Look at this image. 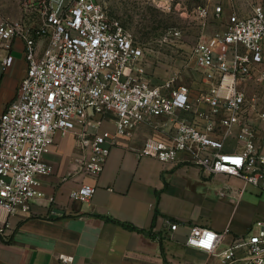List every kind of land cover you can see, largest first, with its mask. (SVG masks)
Wrapping results in <instances>:
<instances>
[{
    "label": "built area",
    "instance_id": "2783aa9c",
    "mask_svg": "<svg viewBox=\"0 0 264 264\" xmlns=\"http://www.w3.org/2000/svg\"><path fill=\"white\" fill-rule=\"evenodd\" d=\"M21 9L17 20L0 14V43L8 51L4 67L14 61L17 39L28 63L16 97L0 114V210L27 212L42 196L41 178L53 173L46 156L57 136L75 135L81 169L97 179L117 138L131 136L140 124L167 136L148 138L141 156L171 162L190 151L205 175L239 177L264 191V147L250 116L255 110L264 128V92L252 99L247 92L251 83L264 84V2L248 16L231 14L223 32L194 47L198 70L209 81L198 93L175 78L151 82L143 49L119 21L109 20L100 0H21ZM198 11L209 15L207 8ZM164 118L174 129L166 130ZM109 123L113 131L105 127ZM235 127L231 146L225 138ZM96 189L83 184L70 199L89 202ZM168 223L173 231L179 227ZM227 234L195 225L186 244L218 255L223 264H264V219L220 249ZM73 259L59 256L64 264Z\"/></svg>",
    "mask_w": 264,
    "mask_h": 264
},
{
    "label": "crops",
    "instance_id": "0c3cea01",
    "mask_svg": "<svg viewBox=\"0 0 264 264\" xmlns=\"http://www.w3.org/2000/svg\"><path fill=\"white\" fill-rule=\"evenodd\" d=\"M225 1L229 6L224 11L241 17L248 16L254 4L264 2ZM23 48L24 42L15 40L14 61L4 67L8 51L0 43V114L16 97L26 75ZM208 83L202 75L188 84L198 93L207 90ZM179 115L193 118L191 113ZM250 116L264 147L263 124L255 110ZM164 119L166 130L174 129V122ZM105 127L114 130L113 124ZM238 132L235 127L233 136L225 138L228 145L236 144ZM151 137L167 138L147 124L136 126L131 136L118 137L103 173L95 179L81 169L83 155L75 135L57 136L46 156L53 173L41 178L42 196L27 212L0 210L4 228L0 264H64L59 261L61 254L72 256L71 264H223L218 255L186 244L192 226L228 231L220 249L226 248L264 219V191L239 177L205 175L190 151L171 162L141 156ZM83 184L97 187L92 199L71 200V192ZM168 220L179 223L177 230H171Z\"/></svg>",
    "mask_w": 264,
    "mask_h": 264
},
{
    "label": "rangeland",
    "instance_id": "374dc122",
    "mask_svg": "<svg viewBox=\"0 0 264 264\" xmlns=\"http://www.w3.org/2000/svg\"><path fill=\"white\" fill-rule=\"evenodd\" d=\"M100 1L109 20L119 21L143 49L147 78L158 84L171 78L190 83L191 78L202 76L193 49L202 39L223 32L231 14L224 11L229 6L225 0ZM199 7L207 8L209 15L201 16ZM0 14L9 20L20 19L21 0H0ZM247 92L250 99L259 97L264 84L251 83Z\"/></svg>",
    "mask_w": 264,
    "mask_h": 264
},
{
    "label": "trees",
    "instance_id": "16d2710c",
    "mask_svg": "<svg viewBox=\"0 0 264 264\" xmlns=\"http://www.w3.org/2000/svg\"><path fill=\"white\" fill-rule=\"evenodd\" d=\"M125 226H126V225H125ZM127 227H128V228H131V229H133V227H131V226H128V225H127Z\"/></svg>",
    "mask_w": 264,
    "mask_h": 264
}]
</instances>
